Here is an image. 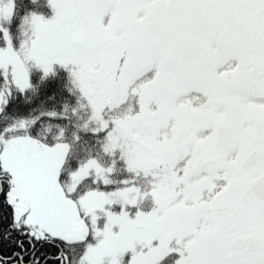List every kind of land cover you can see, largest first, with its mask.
Here are the masks:
<instances>
[{
    "label": "snow or ice",
    "instance_id": "obj_1",
    "mask_svg": "<svg viewBox=\"0 0 264 264\" xmlns=\"http://www.w3.org/2000/svg\"><path fill=\"white\" fill-rule=\"evenodd\" d=\"M0 264H264V0H0Z\"/></svg>",
    "mask_w": 264,
    "mask_h": 264
}]
</instances>
